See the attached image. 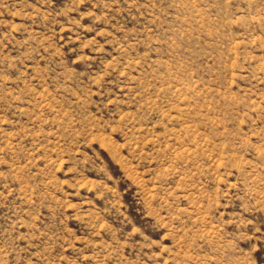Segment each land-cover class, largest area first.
<instances>
[{
    "label": "rangeland",
    "instance_id": "obj_1",
    "mask_svg": "<svg viewBox=\"0 0 264 264\" xmlns=\"http://www.w3.org/2000/svg\"><path fill=\"white\" fill-rule=\"evenodd\" d=\"M0 264H264V0H0Z\"/></svg>",
    "mask_w": 264,
    "mask_h": 264
}]
</instances>
